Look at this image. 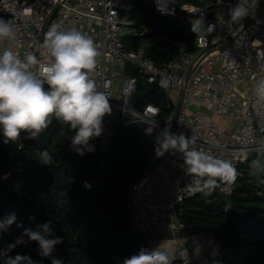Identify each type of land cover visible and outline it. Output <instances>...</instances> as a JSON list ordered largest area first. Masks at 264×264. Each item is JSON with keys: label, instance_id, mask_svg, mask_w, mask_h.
<instances>
[{"label": "built area", "instance_id": "obj_1", "mask_svg": "<svg viewBox=\"0 0 264 264\" xmlns=\"http://www.w3.org/2000/svg\"><path fill=\"white\" fill-rule=\"evenodd\" d=\"M134 1L0 0V16L15 25L14 35L0 38V54L10 48L26 60L33 53L37 61L29 70L51 87L41 75L43 67L55 59L44 43L48 29L59 24L58 30L77 27L90 34L98 47L91 78L107 94L111 109L103 114L98 147L109 151L116 127L136 122L144 123V134L157 145V136L165 128L188 140L186 148L178 143L162 153L158 147L151 153L147 176L135 197L131 194L133 220L145 232L151 250L169 251L171 264H216L220 256L217 245H210L209 255L194 261L186 245L192 231L180 220L176 206L201 187L217 185L229 193L241 163L250 154L264 152V0H247V15L237 19L230 9L239 0H199L196 4L153 0L162 16L174 14L178 8L185 10L183 22L195 35L194 49L182 50L163 64L147 54L146 44L131 46L129 35L151 29L134 26ZM128 61L134 67L131 73L126 70ZM153 83L157 91H165L166 101L151 100L137 107L133 96ZM0 129L5 135L2 125ZM6 138L9 152L23 144L20 134ZM192 150L228 161L235 171L212 175L193 170L187 160ZM157 182L172 188L160 195ZM83 183L90 186L88 180ZM162 231L170 234L171 245L166 244Z\"/></svg>", "mask_w": 264, "mask_h": 264}, {"label": "trees", "instance_id": "obj_2", "mask_svg": "<svg viewBox=\"0 0 264 264\" xmlns=\"http://www.w3.org/2000/svg\"><path fill=\"white\" fill-rule=\"evenodd\" d=\"M185 2L199 0H180ZM185 15L178 8L162 16L153 0L134 1V26L151 29L129 35L131 46L146 44L157 64L194 49L195 35L184 24ZM78 127L50 113L39 131L21 128L23 144L12 152L0 132V219L16 213L14 222L0 228V264L17 253H27L37 264H53L54 258L62 264H123L132 253L151 250L145 232L133 220L131 194L157 142L144 134L142 122L118 125L99 163V136L75 141ZM176 209L189 231L201 227L213 232L220 250L216 264H264V153L250 154L241 163L229 193L217 185L201 187ZM48 220L53 231L44 235L62 239L44 255L39 241L30 239L25 229L43 232L38 226ZM21 236L23 242L3 252Z\"/></svg>", "mask_w": 264, "mask_h": 264}, {"label": "clouds", "instance_id": "obj_3", "mask_svg": "<svg viewBox=\"0 0 264 264\" xmlns=\"http://www.w3.org/2000/svg\"><path fill=\"white\" fill-rule=\"evenodd\" d=\"M246 4L247 0H239L230 9L233 19L247 15L249 9ZM60 28L61 25L53 24L48 29L44 41L55 57L51 63L43 67L41 73L51 85L48 89L43 87L44 80L29 70L37 61L33 53L29 52L26 60L20 59L10 48H6L0 54V125L7 137H17L21 128L39 131L48 123L50 113L70 121L73 127L79 126L75 141L86 142L90 135L99 134L102 130L103 114L111 109L107 94L99 90L95 80L91 78V71L97 64V44L90 34L77 27L58 30ZM14 29L12 20L0 16V38L14 35ZM261 89L264 90V83L261 84ZM36 131L32 134L35 135ZM157 140L159 141L157 150L161 153L178 143L181 148H186L188 144L183 134L173 133L168 128L157 136ZM187 160L193 170H202L212 175L235 171L230 162L209 157L197 150L189 151ZM15 220V212L8 214L0 219V228ZM51 223L52 221L48 220L38 226L44 230L43 232L32 228L25 229L30 239L39 241L44 255L51 253L54 245L62 239L60 236L53 238L44 235V232L53 231V228L49 227ZM23 240V236L18 237L3 252L14 248ZM0 255L3 253L0 252ZM172 259L173 256L167 250L155 248L148 251L142 248L124 258L123 264H171ZM4 264L37 262L27 253H17L15 256H8ZM53 264H62V261L54 258Z\"/></svg>", "mask_w": 264, "mask_h": 264}, {"label": "water", "instance_id": "obj_4", "mask_svg": "<svg viewBox=\"0 0 264 264\" xmlns=\"http://www.w3.org/2000/svg\"><path fill=\"white\" fill-rule=\"evenodd\" d=\"M126 70H127V73H131L134 71V67L129 61L126 63ZM132 99H133L134 104L137 107L141 108L143 104H145L151 100L155 101V102H158V101H164L165 102L166 101V93L164 90L157 91L156 90V83H153L150 87H148L143 92L134 95ZM0 132H1V129H0ZM94 135L97 136V134H94ZM107 153H108L107 149L102 148V147H98L97 153H96L97 161L99 163H102L104 161ZM152 165H154V164H152ZM146 176H147V173L145 172L139 178V180L136 182V184L134 185L133 190H132L133 197H135L136 192H137L140 184L142 183V181L145 179ZM202 229H205V228L197 227V228L192 230V233L200 232Z\"/></svg>", "mask_w": 264, "mask_h": 264}, {"label": "crops", "instance_id": "obj_5", "mask_svg": "<svg viewBox=\"0 0 264 264\" xmlns=\"http://www.w3.org/2000/svg\"><path fill=\"white\" fill-rule=\"evenodd\" d=\"M155 186L158 189V193L160 195H164L167 189L172 188L171 184L169 185L168 183H162V182H157ZM162 234L167 239L166 244L171 245L172 242H171L170 234L166 231H162ZM213 236L214 234L212 231L203 229L200 232H197V234L192 233L190 239L186 241V245H189L195 262H198L203 257L209 255L210 245H216V242L211 240Z\"/></svg>", "mask_w": 264, "mask_h": 264}, {"label": "rangeland", "instance_id": "obj_6", "mask_svg": "<svg viewBox=\"0 0 264 264\" xmlns=\"http://www.w3.org/2000/svg\"><path fill=\"white\" fill-rule=\"evenodd\" d=\"M220 122L222 123V125L224 126L225 123L223 121L220 120ZM264 153V152H263ZM262 154V153H261ZM197 234V233H196ZM213 241H215V239H212ZM215 243V242H214Z\"/></svg>", "mask_w": 264, "mask_h": 264}]
</instances>
